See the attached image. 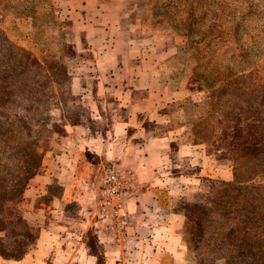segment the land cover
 I'll list each match as a JSON object with an SVG mask.
<instances>
[{
    "label": "rangeland",
    "instance_id": "rangeland-1",
    "mask_svg": "<svg viewBox=\"0 0 264 264\" xmlns=\"http://www.w3.org/2000/svg\"><path fill=\"white\" fill-rule=\"evenodd\" d=\"M193 4L196 21L190 24L189 11L166 12L156 0H107L118 11L105 15L100 37L65 19L56 6V24L33 27L11 18L2 25L9 39L0 41V264L34 248L40 231L67 238L83 230L74 203L63 216L54 212L61 188L52 174L60 171L58 156L75 146L71 136L77 131L88 139L109 129L101 123L110 112L106 102H100V114L90 112L82 89L96 85L76 74H132L109 81L131 83L134 97L154 105L140 113L147 132L178 130L191 147L203 150L207 176L200 190L188 199L178 194L187 264H264V116L254 119L264 108V85H249L250 74H264V0ZM106 43L111 54L106 47L91 50ZM77 153L76 190L83 188L86 207L98 221L95 194L102 174L110 166L132 168L95 151ZM182 165L178 170L191 163ZM42 172L43 182H51L47 193L27 192ZM96 229L86 236L94 240ZM102 231L111 237L103 226ZM69 244L63 241L65 253L45 258L47 264L84 263L69 256ZM92 251L96 264L103 263L95 243Z\"/></svg>",
    "mask_w": 264,
    "mask_h": 264
},
{
    "label": "crops",
    "instance_id": "crops-1",
    "mask_svg": "<svg viewBox=\"0 0 264 264\" xmlns=\"http://www.w3.org/2000/svg\"><path fill=\"white\" fill-rule=\"evenodd\" d=\"M106 3L107 0H54V5L59 11H63L65 19L80 27H87L92 35L98 37L106 30V26H101L105 15L114 16L118 11L110 9ZM113 23L111 22V26L114 28ZM104 47L108 53L110 50L113 52L107 43L91 47V50L99 53L103 52ZM97 56L100 57L99 54ZM76 75L90 78L96 85L91 90L82 89L85 91V105L90 112L95 110L100 114V102L108 103L110 112V120L103 118L104 122L101 123L102 126L107 124L108 131L99 130L88 139L81 137L77 131L71 136L73 139L69 143L72 142L75 146H68L58 156L57 161L65 165L60 164V171L52 174V180L56 179L61 188L59 195L54 196V212L63 216L67 213V205L74 203L77 206V225L83 230L67 238L61 236L59 231L54 234L48 232L47 236H43V231H38L34 248L24 251L20 259L9 264H31L33 260L36 264H47L45 258L59 257L63 255L61 252L65 253L63 241H68L71 245L69 256L84 258V263L69 261L67 264H96L93 258L97 257L92 251V243L99 248L103 261L101 264H187V247L183 243L185 216L177 209L178 194L181 193L183 198L188 199L200 190V180L207 176L202 175L206 163L202 156L203 150L191 147L188 137L178 130L158 134L147 132L140 113L152 111L154 105L145 103V99L137 94L134 97L135 88L131 83L116 84L109 81L132 79V74ZM80 76L74 77V81ZM73 84L75 90L77 86L76 83ZM91 115L94 119L95 113ZM79 125L84 129L82 124ZM79 151H95L99 158L129 166L135 172L133 186L128 192L129 205L134 212L133 220L127 236L122 240L101 236L102 233L99 232L102 231V222L93 221L91 218V211H88L85 204L87 197L82 192L83 188L76 190V183L80 182L76 179ZM192 156L194 159H191ZM187 162L191 163L190 167L184 171L178 170ZM52 163L56 168L57 162ZM36 179L39 182L27 189V192L44 195L51 182H43L44 172ZM79 216H84V219ZM31 219L34 220L33 217ZM91 227L99 228L95 230L97 236H94V240L91 239L92 236H86ZM54 264L63 263L54 260Z\"/></svg>",
    "mask_w": 264,
    "mask_h": 264
},
{
    "label": "built area",
    "instance_id": "built-area-1",
    "mask_svg": "<svg viewBox=\"0 0 264 264\" xmlns=\"http://www.w3.org/2000/svg\"><path fill=\"white\" fill-rule=\"evenodd\" d=\"M134 172L126 167L110 166L101 176L95 194V215L116 240L127 236L133 211L126 194L133 186Z\"/></svg>",
    "mask_w": 264,
    "mask_h": 264
},
{
    "label": "trees",
    "instance_id": "trees-1",
    "mask_svg": "<svg viewBox=\"0 0 264 264\" xmlns=\"http://www.w3.org/2000/svg\"><path fill=\"white\" fill-rule=\"evenodd\" d=\"M156 0V4L162 5L163 8L167 11L169 10H184L186 9L188 16L187 22L190 24L196 21L195 13L196 7L193 2L195 0H165V2H159ZM160 3V4H159ZM55 11L54 0H0V41H7L9 38L4 34L2 35V25L7 21L14 20V22L19 20H29L32 22V25L39 23L46 24H56L58 23L57 16ZM256 70V69H255ZM257 70H259L257 68ZM264 85V74H250L249 75V85ZM262 85L260 87H262ZM262 96V95H261ZM263 102L261 101L260 104ZM264 116L263 110H259L257 115L254 116V119L261 120ZM230 232L234 231V228L229 230ZM228 232L227 234H229Z\"/></svg>",
    "mask_w": 264,
    "mask_h": 264
}]
</instances>
